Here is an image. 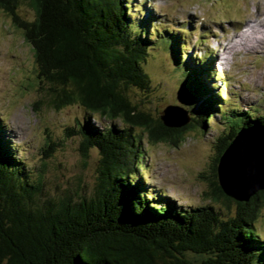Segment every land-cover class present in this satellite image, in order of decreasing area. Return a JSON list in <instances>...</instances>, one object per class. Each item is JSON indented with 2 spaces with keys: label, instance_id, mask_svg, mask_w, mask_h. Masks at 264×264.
<instances>
[{
  "label": "trees",
  "instance_id": "16d2710c",
  "mask_svg": "<svg viewBox=\"0 0 264 264\" xmlns=\"http://www.w3.org/2000/svg\"><path fill=\"white\" fill-rule=\"evenodd\" d=\"M23 3L33 10L31 19L17 13ZM130 9L127 0H0V10L31 46L39 78L52 85L53 106L77 103L89 114L124 124L99 128L85 120L75 131L84 157L90 148L99 154L94 190L77 199H42L41 176L31 178L0 126V264H264V239L253 226L264 189L236 201L223 193L216 174L219 156L237 131L264 126V112L231 111L240 117L216 138L206 195L234 202L233 216L211 205L178 206L150 190L141 178V135L133 128L152 142L177 146L188 130L203 132L214 111L226 110L223 94L211 93L206 57L184 60L186 47L172 33L164 42L184 78L189 120L167 126L160 114L153 117L130 99L131 88L151 89L144 62L157 39L151 36L152 16L132 22Z\"/></svg>",
  "mask_w": 264,
  "mask_h": 264
},
{
  "label": "rangeland",
  "instance_id": "374dc122",
  "mask_svg": "<svg viewBox=\"0 0 264 264\" xmlns=\"http://www.w3.org/2000/svg\"><path fill=\"white\" fill-rule=\"evenodd\" d=\"M127 2L131 6V21H143L151 15L156 28H151V36H157L144 62L151 89L141 92L131 88L127 92L130 99L153 117H158L167 105H180L187 114L182 100L184 78L175 65L171 45L164 42V36L172 33L179 35L180 45L186 47L184 60L191 62L189 56L206 57L204 65L210 68L211 93L223 94L221 105L226 110L214 111L203 132L200 128L188 130L177 146L152 142L146 132L133 128L135 134L141 135V178L150 190L163 193L178 206L211 205L233 216L234 202H214L206 194L211 191L216 138L233 124L232 119L236 117L237 121L240 117L231 111L257 109L258 115L264 112V0ZM17 13L24 19L34 15L25 3ZM247 23L249 29L247 26L244 34L235 36ZM51 86L39 78L32 48L24 40L23 31L14 25L10 15L0 10L3 136L13 144L16 159L21 160L31 178L37 180L41 176L42 199L89 196L96 184L99 154L90 148L84 157L79 150L80 136L75 131L85 120L99 128L109 123L119 127L124 124L89 114L77 103L55 108L51 103ZM253 226L264 239V204Z\"/></svg>",
  "mask_w": 264,
  "mask_h": 264
},
{
  "label": "water",
  "instance_id": "95a60500",
  "mask_svg": "<svg viewBox=\"0 0 264 264\" xmlns=\"http://www.w3.org/2000/svg\"><path fill=\"white\" fill-rule=\"evenodd\" d=\"M160 118L165 125L173 127L189 120L176 105L165 106ZM216 174L223 193L236 201H247L264 189V126L240 128L219 156Z\"/></svg>",
  "mask_w": 264,
  "mask_h": 264
},
{
  "label": "bare ground",
  "instance_id": "6f19581e",
  "mask_svg": "<svg viewBox=\"0 0 264 264\" xmlns=\"http://www.w3.org/2000/svg\"><path fill=\"white\" fill-rule=\"evenodd\" d=\"M243 26H244V27H242V29L240 30V32H239V33H236L235 36H239L240 34H244V32H245L247 26H248L247 29H249V27H250L248 23H247V24H244ZM246 31H247V30H246ZM230 39H231V38H230ZM227 44H229V43H227ZM230 45H231V44H230ZM228 46H229V45H228ZM230 47H231V46H229V49H230ZM231 48H232V47H231Z\"/></svg>",
  "mask_w": 264,
  "mask_h": 264
}]
</instances>
